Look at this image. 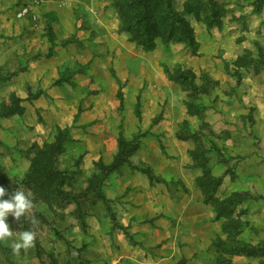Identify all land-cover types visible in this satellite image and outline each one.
Here are the masks:
<instances>
[{"label":"rangeland","instance_id":"rangeland-1","mask_svg":"<svg viewBox=\"0 0 264 264\" xmlns=\"http://www.w3.org/2000/svg\"><path fill=\"white\" fill-rule=\"evenodd\" d=\"M116 1L0 0V111L23 108L0 115V187L32 193L7 222L13 239L35 233L18 253L0 241V264H264V0H171L188 35L151 50L121 28ZM56 56L70 61L35 78ZM179 71L188 80L169 78ZM91 102L97 116L73 137ZM58 129L60 178L27 179ZM120 137L138 146L106 172Z\"/></svg>","mask_w":264,"mask_h":264},{"label":"trees","instance_id":"trees-1","mask_svg":"<svg viewBox=\"0 0 264 264\" xmlns=\"http://www.w3.org/2000/svg\"><path fill=\"white\" fill-rule=\"evenodd\" d=\"M120 17H122V29L130 31L133 35V41L142 46L145 50L154 48V38L160 36L165 41L171 38H178L185 40L188 32L187 25L177 16L171 7V0H118L116 1ZM176 26H179L177 29ZM50 53V51H49ZM46 56H49L47 54ZM193 77V74L189 72ZM172 80H188V75L179 71L177 76H169ZM62 81L57 80V83ZM120 104H122V99ZM23 108L13 102V107L7 110L0 111V115L21 114ZM137 116L139 111L136 110ZM59 130V129H58ZM66 131L59 130L53 144L45 145L43 151L44 163L39 165L37 162L33 163L32 168L27 174V179L32 180L40 174L49 173L57 178H60V172L53 168V160L56 156L61 154L62 148L60 144L63 137H68ZM125 145L128 147L125 149ZM138 146V143H127L123 138L119 139V152L114 156L113 161L109 165H103L104 170L111 171L117 168L128 160V154L132 153ZM55 156V157H54ZM57 158V157H56ZM43 166L44 168H42ZM183 264V262H180Z\"/></svg>","mask_w":264,"mask_h":264},{"label":"crops","instance_id":"crops-1","mask_svg":"<svg viewBox=\"0 0 264 264\" xmlns=\"http://www.w3.org/2000/svg\"><path fill=\"white\" fill-rule=\"evenodd\" d=\"M57 15L59 16V14H57ZM73 22H74V20L72 19V17H69V16H66L65 18L64 17L63 18L62 17H58L56 19V21H55V23H57L56 24L57 27H59V24H63V25H67V26L71 27L74 24ZM91 58L92 57H85L83 59L80 58L79 60L82 61V62H88L89 59H91ZM52 59H54V61L53 60H46L47 61V65L46 66H42L39 69L40 71H38V73L34 74L35 78L43 77V79H44V78L47 77L50 80L56 73L57 65H60V64H63V63H67V62L70 61V59L68 57L62 58L61 56H56L54 58L52 57ZM108 59H110V58H108ZM56 61H57V63H56ZM31 66L35 67L34 65H31ZM47 82L48 81H46L44 83H41L42 89L45 92L47 91L46 90V88L48 86ZM40 100H41V98H38V99L34 100L33 103L38 105V101H40ZM145 105H146V102H145ZM99 109L100 108H99V105L97 103L91 102L89 107L86 105V109L84 111L82 110L80 112V114H77L78 117H77L76 123L74 124L75 126L72 128V130H70V133L72 134L73 137L84 138L83 133H82L83 132L82 129L77 127V126H79L81 124H85V123L89 122L90 120H92L93 118H95L97 116V112L99 111ZM76 112H77V110L75 108L69 107V110H67L68 117H66V119L68 120V124H71V122L73 121L72 120L73 115H75ZM79 131H80V133H79ZM157 131H158V129H157ZM158 133H159V131H158ZM121 172H123L126 175L127 172H129V170H127L126 168H123ZM138 177L141 179V177L139 175H138ZM141 182H143L142 183L143 184V187H142L143 191H146L147 188H148L147 181L144 179V181H141ZM127 185H128V183H124V184H121V185H120V183L119 184L117 183L118 188L115 190V192H117V193L120 192ZM121 186H123V188H121ZM131 186H133L134 190L139 189L134 183H131ZM128 198H131V197H128ZM128 198H127V200H129ZM127 214H129V215L128 216H123L122 221H121L120 224H124L125 225L126 224L125 222L130 221L131 218L134 217L133 213H127ZM139 219L140 218L137 217V221ZM116 236H118V233H116ZM123 248H124V246H123ZM119 257L120 256H118L117 260H119ZM130 260L133 261L132 258L129 259V262H131Z\"/></svg>","mask_w":264,"mask_h":264},{"label":"clouds","instance_id":"clouds-1","mask_svg":"<svg viewBox=\"0 0 264 264\" xmlns=\"http://www.w3.org/2000/svg\"><path fill=\"white\" fill-rule=\"evenodd\" d=\"M5 194V188L0 187V241L12 240V250L14 253H18L21 248L27 249L33 246L35 233L25 230L20 233L18 238L13 239V231L10 230L7 220L9 214L15 219H20L33 207L32 193L30 191L25 193V191L19 189L9 199H3Z\"/></svg>","mask_w":264,"mask_h":264},{"label":"built area","instance_id":"built-area-1","mask_svg":"<svg viewBox=\"0 0 264 264\" xmlns=\"http://www.w3.org/2000/svg\"><path fill=\"white\" fill-rule=\"evenodd\" d=\"M28 12H29V8L25 4H22L16 8L15 16L17 18H24L28 15Z\"/></svg>","mask_w":264,"mask_h":264}]
</instances>
